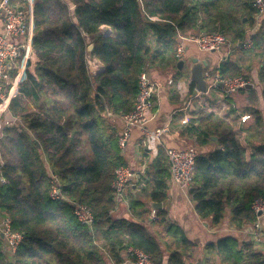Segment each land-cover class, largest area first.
Returning <instances> with one entry per match:
<instances>
[{"label":"trees","instance_id":"16d2710c","mask_svg":"<svg viewBox=\"0 0 264 264\" xmlns=\"http://www.w3.org/2000/svg\"><path fill=\"white\" fill-rule=\"evenodd\" d=\"M253 3L33 0V53L26 79L9 102V112L22 124L0 132V218L10 219L12 230L23 238L8 259L0 230V264H107L109 254L119 264L120 250L127 245L144 250L153 264H187L195 244L167 222L166 211L157 207L156 218L148 221V201H164L170 179L163 148L148 164L149 178L130 196V213L113 214L117 203L111 183L117 167L126 163L118 125L133 108L139 73L176 66L177 32L189 37L223 32L238 41L251 36L249 50L234 49L215 69L222 77L249 78L250 67L244 74L239 65L242 54L255 52L264 59V15L250 34L258 18ZM102 25L111 31L101 33ZM90 43L91 57L102 65L96 74L87 66ZM257 77L263 84L260 94L254 87L239 91L254 97L243 108L249 121H241L230 95L222 92L230 103L224 111L208 108L204 100L190 121L171 124L196 144L188 193L196 214L213 225L223 219L227 205L231 223L251 222L253 201L264 200V111L254 102L260 95L264 104V61ZM173 85L171 101L177 102ZM188 89L194 91L193 81ZM53 183L63 198H50ZM72 203L89 208L90 224L76 218ZM205 250H215L221 264H264V253L239 246L231 236L207 243ZM207 254L203 260L212 264Z\"/></svg>","mask_w":264,"mask_h":264},{"label":"built area","instance_id":"2783aa9c","mask_svg":"<svg viewBox=\"0 0 264 264\" xmlns=\"http://www.w3.org/2000/svg\"><path fill=\"white\" fill-rule=\"evenodd\" d=\"M32 0H29L30 9L28 15L22 9L12 4L11 0H0V25L3 31L0 32V119L2 115L9 111L11 98L17 95L18 85L26 79V64L32 56V37H33V9ZM257 17L264 15V0H254ZM102 27V26H101ZM110 32V31H108ZM105 32V33H108ZM228 33L201 31L189 37L186 34L177 32V44L175 57L177 60H185V42L191 40L197 48L204 53L219 52L228 42ZM253 46L251 36L242 40L235 41L234 45L227 51L229 54L233 49L249 50ZM89 73L96 74L102 69L100 62L93 57H87ZM208 78L211 87L221 86L225 95H232L244 89L248 84V79L243 75L233 77H222L219 72L206 69L203 72ZM11 80V82H9ZM169 79L167 84H171ZM163 88V83L150 77L148 71L143 69L138 76V92L131 111L121 117V128L119 130L118 145L123 150L127 140L134 129L142 133L141 145L146 146L148 137H154L160 142V137L168 132V127L163 126L152 130L148 127V122L155 116L148 113L156 106L155 97L159 90ZM110 115L111 113L108 112ZM188 118L185 117V121ZM17 118L6 121V125L14 126L18 123ZM1 132V124H0ZM162 145V142H160ZM164 153L168 160V171L172 182L189 187L193 182L195 173V160L197 149L194 145L187 147H164ZM143 172L145 173L144 169ZM134 174L126 164H121L115 171L111 186L114 189V198L118 205L120 201H125V190L130 184ZM3 181V179H1ZM49 196L53 200L63 198L59 186L52 184ZM73 214L82 222L90 224L93 216L89 208L85 205L72 203ZM116 205V206H117ZM251 208L255 214L252 221L251 240L254 245L263 241L264 237V200L256 198ZM156 218V209L150 212V219ZM0 230L3 237L7 240L11 253H14L23 238V234L11 228V221L8 218H1ZM120 264H153L151 256L144 250L127 245L120 250Z\"/></svg>","mask_w":264,"mask_h":264},{"label":"crops","instance_id":"0c3cea01","mask_svg":"<svg viewBox=\"0 0 264 264\" xmlns=\"http://www.w3.org/2000/svg\"><path fill=\"white\" fill-rule=\"evenodd\" d=\"M33 1V0H32ZM12 4L16 5L19 9H22L26 12L28 15L30 4L29 0H12ZM32 9H33V2H32ZM33 16V13L32 15ZM33 20V18H32ZM261 21V18H257L255 20V23L253 27L250 29V34H252L255 29L259 26V23ZM34 25V24H33ZM3 31L2 26L0 25V32ZM101 33H105L110 30L109 26L102 25L100 29ZM229 42L228 44L223 47L219 52H211V53H204L201 52L197 46L192 42L191 40L186 41L185 44V66L186 64L190 65V61L187 59L189 58H197L200 60H207L208 65L204 67V70L211 69L212 71L218 72L216 69V66L220 63V61L224 60L230 53L234 51V49L228 54L227 51L231 48V46L234 45L235 41H238L234 39L233 34H227ZM178 39V38H177ZM91 38L87 37V41H90ZM178 41V40H177ZM243 58L239 60V65L242 66L244 69V74H247V65L250 67L249 71V84H251V87H245L244 89H251V88H257L258 93L260 94V91L263 88V84L258 81V69L260 65H262V62L264 61L263 58L260 57V55H256L255 52L250 53H243ZM178 61V60H177ZM177 64V62H176ZM185 66L182 69H178L177 65L175 66L178 71H181L182 73L178 76H171L170 75V69L165 70L164 72L161 71H155V74H152V72H149V75L152 79L157 80L160 83H163V88L159 90L158 95L155 97L156 106L151 110V112H148L154 114L155 116L148 122V127L152 130L156 128H160L163 126L168 127V132L163 134L160 137V142H162V145L160 144L158 139H155L154 137H148L147 145L143 146L141 145L140 139L142 138V133L138 129H134L132 133L130 134V137L127 140V144L125 148L122 150V155L125 158L126 165H128L134 176L130 180L129 186L125 190V201L128 203L130 196H135L137 193L138 188H140L145 181L149 178L148 173V164L153 159L155 155H157L158 148L161 147H187L193 144V140L191 138H188L186 136H182L177 128L172 127L171 124L173 122H176L177 120L181 123H187L190 121V113L192 111H195L197 109V106H200L203 104L204 100H206V106L208 108L218 107L220 110V106L217 105V103L210 102V99H216L219 95H222L223 98L227 97L222 93L221 86L218 85L216 88L211 87L210 81L208 78L206 79L207 82V92L203 93L195 89L193 92L189 93V83L190 79L188 77V67L185 70ZM246 67V68H245ZM203 70V72H204ZM171 79V84H167V81ZM11 82V81H10ZM174 84V85H173ZM171 85L174 86L175 90H177L178 93V99L177 102L171 101V95H170V89ZM260 89V90H259ZM211 93L212 96L210 98H203L202 94ZM249 93L247 91H243L242 93H239V91L235 94L230 95V99L232 100V106L237 109V112L240 114L242 118V122L247 121L250 119L249 113L244 111L243 108L249 104ZM12 99V98H11ZM187 100V102H186ZM256 105L258 107H261L264 111V104L261 100L260 95L256 98ZM225 103L227 104L225 108H222L223 111L230 105V103L225 98ZM221 111V110H220ZM9 112V111H8ZM7 113V112H6ZM4 113V114H6ZM3 116V115H2ZM185 117L188 118L185 121ZM15 118V116H13ZM7 121V120H6ZM10 121V120H9ZM8 125L1 126V129L6 127ZM119 130L121 128V120ZM216 137V138H213ZM212 140L216 141L217 136H211ZM214 147L213 144L206 147V150L212 149ZM197 149V147H196ZM165 154V153H164ZM166 156V155H165ZM143 169L145 173L143 172ZM189 187L178 185L172 180L168 181V186L166 190V197L165 200L161 202L160 208H163L166 211V220L169 223H172L173 225L179 227L181 229L185 236L188 238V236L196 237L193 239L188 238L192 242H194L195 246L192 251L191 257L188 258L187 264H196L199 262V259H204L205 254L210 256L211 263L212 264H221L218 255L216 254L215 250L212 251H206L205 246L207 243H216L219 239L231 236L234 239H236L239 243V246L246 244L251 246V248L264 253V237L263 241L260 243H257L254 245L251 240V231H252V221L251 222H243L240 226L234 225L231 223V207L229 206L227 214L225 218L216 225L211 224L209 219H201L195 212L194 203L191 200L189 193H188ZM125 202L120 201L118 205L115 207L114 213L115 215H123L127 216L130 211L129 207L124 204ZM149 208L156 209L152 205ZM150 210V212H151ZM150 220V213L148 221ZM152 229H154L153 226H151ZM159 228V227H158ZM157 228V229H158ZM5 251V250H4ZM204 256V257H203ZM110 260H113V263H115L114 258L110 255ZM108 263L109 259L107 258ZM110 264V263H109ZM120 264V263H119ZM203 264H206L203 260Z\"/></svg>","mask_w":264,"mask_h":264},{"label":"water","instance_id":"95a60500","mask_svg":"<svg viewBox=\"0 0 264 264\" xmlns=\"http://www.w3.org/2000/svg\"><path fill=\"white\" fill-rule=\"evenodd\" d=\"M246 18H244L243 20L245 21ZM93 43H90L87 46L86 49V55L88 57L91 56V52L93 49ZM188 61H190V65L188 67V77L191 81H193L196 85V89L200 92L206 93L207 92V82L206 79L204 78L203 75V70L204 67H206L208 65V61L203 59H197V58H189L187 59ZM177 68L180 70L185 66V60L183 59H179L177 61ZM252 85L249 84L247 87H251ZM216 138V137H213ZM36 144L38 145V143L36 142ZM150 205H152L154 208L160 207L161 203H150ZM263 229H264V223H263ZM1 237L3 238V234H1ZM196 264H203V259H199V262H197Z\"/></svg>","mask_w":264,"mask_h":264},{"label":"rangeland","instance_id":"374dc122","mask_svg":"<svg viewBox=\"0 0 264 264\" xmlns=\"http://www.w3.org/2000/svg\"><path fill=\"white\" fill-rule=\"evenodd\" d=\"M187 67H188V65L186 64V66H185V70L187 69ZM151 72H152V74H155V70H151ZM170 75L171 76H178V75H180L182 72L181 71H178L177 69H176V67H173V68H171V70H170ZM11 80H9V82H10ZM260 90V89H259ZM252 98H254V97H251V98H249V99H247L248 100V102H250L251 101V99ZM186 102H187V100H186ZM210 102H214V103H217V105H219L220 106V110L221 111H223V109L222 108H225V106L227 105L226 103H225V98H223L222 97V95H219L216 99H213V98H211L210 99ZM254 102L255 103H257V101H256V99L254 100ZM220 111V112H221ZM220 114H222V113H220ZM13 116L14 115H12L10 112H7L6 114H3V116L1 117V119H0V124H1V126H4L5 125V122H6V120L7 121H11L12 119H13ZM15 118H17L18 119V121L16 122V123H18V124H16V125H14V126H18L19 124H20V122H21V124H22V121H20V119H19V116H15ZM250 120V119H249ZM249 120H247V121H249ZM241 121H243L242 120V118H241ZM246 121V122H247ZM20 124V125H21ZM194 144V143H193ZM196 145V144H195ZM170 180V179H169ZM228 208H229V206L227 205L226 206V208H225V211H224V218H225V216H226V214H227V211H228ZM113 214L115 215V213L113 212ZM1 218H0V222H1ZM154 228H155V226H153ZM150 228H151V226H150ZM152 229V228H151ZM154 230V229H153ZM188 238H190L189 236H188ZM194 238H196V237H191L190 239H193L194 240ZM195 241V240H194ZM3 250H6L7 251V258L8 259H11V257H12V253H11V251H10V249H9V247H8V243H7V240L3 237ZM108 253V252H107ZM109 254V253H108ZM107 258L109 259V263L110 264H115V263H113V260H110V254H109V256H107ZM108 262H107V264H109Z\"/></svg>","mask_w":264,"mask_h":264}]
</instances>
